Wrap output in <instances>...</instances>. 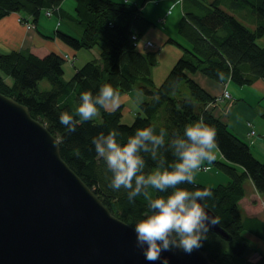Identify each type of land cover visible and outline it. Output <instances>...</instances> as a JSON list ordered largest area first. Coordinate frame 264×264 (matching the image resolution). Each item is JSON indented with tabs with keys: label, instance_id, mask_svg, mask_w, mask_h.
Here are the masks:
<instances>
[{
	"label": "trees",
	"instance_id": "obj_1",
	"mask_svg": "<svg viewBox=\"0 0 264 264\" xmlns=\"http://www.w3.org/2000/svg\"><path fill=\"white\" fill-rule=\"evenodd\" d=\"M63 1L0 0V20L17 13L21 24L33 27L42 11L55 13ZM149 1L74 0L75 16L64 12L62 15L73 21L80 35L57 30L54 37H43L56 38L74 52L97 48L100 61L86 62L66 81L63 54L51 52L39 57L21 50L3 53L0 54V93L25 106L32 118L45 125L58 140L62 160L112 215L129 226L128 221L143 214L146 202L136 198L135 203H130L127 190H112L108 186L111 174L95 153L91 137L99 131L117 128L119 139L126 141L136 128L150 124L156 131L166 128L170 137L186 123L203 117L217 130L221 158L211 164L229 179L224 184L208 186L214 193L208 199V209L220 217L219 226L230 235V240L209 232L199 249L215 264H264V252H259L255 260L249 258L256 250L247 238L251 235L264 242V219L247 216L261 208L258 193L264 194V160H258L249 145L207 109L215 98L192 79V75L200 73L216 83L230 81L248 86L264 78V47L256 43L264 36V0H182L183 16L177 33L185 45L170 41L183 53L159 87L149 77L148 58L153 54L140 51L139 44L134 45L131 39L135 32L139 40L151 24L142 10ZM222 7L244 17L252 29ZM42 80L48 82V90L39 89ZM138 82L142 83L140 90L147 99L139 103L131 124L120 123L122 105L112 111L101 109L91 122L78 123L75 132L69 133L59 123V113L75 107L79 91L95 92L102 84L110 83L125 95ZM182 83L187 89L186 96L180 88ZM261 118L264 121V112ZM162 158L168 163L174 156L165 149ZM145 159L146 170H150L154 161L147 154ZM246 179L256 191L248 197L244 191ZM184 186L191 189L206 185L195 181V185Z\"/></svg>",
	"mask_w": 264,
	"mask_h": 264
},
{
	"label": "water",
	"instance_id": "obj_2",
	"mask_svg": "<svg viewBox=\"0 0 264 264\" xmlns=\"http://www.w3.org/2000/svg\"><path fill=\"white\" fill-rule=\"evenodd\" d=\"M210 232L230 240L219 224ZM162 255L169 264H215L200 249ZM0 264H160L62 160L45 125L1 93Z\"/></svg>",
	"mask_w": 264,
	"mask_h": 264
},
{
	"label": "clouds",
	"instance_id": "obj_3",
	"mask_svg": "<svg viewBox=\"0 0 264 264\" xmlns=\"http://www.w3.org/2000/svg\"><path fill=\"white\" fill-rule=\"evenodd\" d=\"M78 95L75 107L58 116L69 133L77 130L78 123L98 117L101 109H115L121 102V93L110 83L95 92L81 90ZM119 136L117 128L99 131L91 137V145L111 174L108 186L127 190L130 203L136 198L146 202L143 214L127 222L144 258L169 264L163 252L180 248L190 254L201 248L211 226L220 224V217L208 210V199L214 193L208 186L190 189L184 185H195V174L205 162L216 159V128L200 117L170 137L166 128L156 131L153 124L136 128L126 141ZM165 149L172 152V162L165 163L162 158ZM145 154L154 161L150 170H146Z\"/></svg>",
	"mask_w": 264,
	"mask_h": 264
},
{
	"label": "crops",
	"instance_id": "obj_4",
	"mask_svg": "<svg viewBox=\"0 0 264 264\" xmlns=\"http://www.w3.org/2000/svg\"><path fill=\"white\" fill-rule=\"evenodd\" d=\"M181 2L182 0L159 1V4L156 6L157 8L160 7L158 10L159 15L166 16L167 13L170 12V9L174 11L177 5H179V9L176 11L178 15H181L182 17L183 10L181 9ZM64 3L65 1L60 4V8H58V10L55 12L58 14L60 20L63 17V12L71 16V14L63 9ZM18 19L19 15L17 13H11L0 20V54L14 50H21L30 52L39 57H43L48 53L54 52L57 54H68L76 58L77 52H74L70 48L66 47L58 39L43 37H54V34L57 30H62V32L78 37L80 35V32L78 28L73 26L74 24H71V27L69 26L67 29H62V22L60 20L57 21L56 19L54 21L38 19V22L35 24V26L33 25L32 28H27L26 26L21 24ZM179 43L183 44L184 42L181 41ZM182 53L183 51H181V54L177 51L174 52V54L179 57L182 55ZM192 79L215 99L220 97L224 88L229 92V99L225 100L224 102H214L208 105L207 109L211 111L215 117L226 124L228 129L233 134L246 142L249 145L253 155L258 160H260V158H263L264 121L261 118V114L264 112V79L259 78L248 86H238L230 81H227L225 83H216L200 73L192 75ZM136 97L140 98L141 96L138 95ZM120 105L124 106V102L121 101L119 106ZM105 110L112 111L114 109L109 107ZM251 130L254 131L253 135L249 134ZM216 154L218 158H221V155L218 151ZM222 180L225 179L222 178ZM252 188L253 192L251 194H255L256 191L253 185ZM261 197L262 196H260V198ZM262 199L264 200L263 197ZM260 210L264 211V204L261 205ZM261 211H259V213L257 212V214H264ZM245 213L247 214L246 211ZM247 216L264 219V215L262 217L257 215ZM247 238H249L250 241L254 243V245H257H255L256 248L264 249V244L260 243L262 241L256 239L251 235H247Z\"/></svg>",
	"mask_w": 264,
	"mask_h": 264
},
{
	"label": "rangeland",
	"instance_id": "obj_5",
	"mask_svg": "<svg viewBox=\"0 0 264 264\" xmlns=\"http://www.w3.org/2000/svg\"><path fill=\"white\" fill-rule=\"evenodd\" d=\"M64 1H65V3H64L63 9L74 17L75 16V14H74V9H75L74 0H64ZM124 1H127V0H124ZM159 1H161V0H151L143 6V8H142V10H144L143 13L145 14V16H147L146 18L151 22V24L146 28V31L144 32L143 36L139 40H137V38H136L137 33H135V32L132 34V37H131V39L134 42V45L139 44L138 49L140 51L150 52L153 54L154 63L152 65H150L149 77L153 81L155 87H159L161 85V83L167 77L170 70L172 69V67L174 66L176 61L178 60L179 56H176V54H174V52L177 51L181 54V51H182L181 48L176 43L170 41V39L173 41H176L178 43L181 41L183 42V40L179 37V35L177 33L178 25H179V22L182 18L181 15H178V13L176 11L179 9V5H177V7L174 11L170 9L169 10L170 12H168L166 16L165 15H159L158 10L160 7H158V8L156 7L159 4ZM207 1H211V0H207ZM185 3H187V2H185ZM180 5H181V9L183 10V8H182L183 1L181 2ZM222 9L227 11L228 13H233L231 10L229 11L227 8L222 7ZM149 13H150V15H149ZM233 14L235 16H237L236 18L243 25H245L247 27L251 26L248 23V21L246 19H244V17H241V16H239V14H236V13H233ZM56 19H57V21L60 20L57 13L54 14L53 12H50L49 17H48L45 15V11H42L40 18H39V20H54V21ZM18 21H19V19H18ZM60 21L62 22V27H61L62 29H67L69 26L71 27V24H73V21L67 19L66 17H62ZM249 28L252 29V27H249ZM60 31L62 32V30H60ZM66 34H68V33H66ZM68 35H71V34H68ZM133 36H134V38H133ZM146 42H149L151 44V46L145 47L144 45H146ZM256 43L259 46L264 47V36L261 38H258L256 40ZM183 44H185V43H183ZM76 52H77L76 58L71 56L73 63H72V61L70 62L67 60H65L63 63V70H64L63 78L66 81L71 79V77L73 76V74L75 72V69L82 67L86 62H90V61L99 62L100 61V53H99V50L97 48L80 49ZM262 79H264V78H262ZM6 80L8 82L10 81L9 78H7ZM140 85H142V83L138 82L132 88L131 91H129L127 94H125L123 96L121 95L122 97H120V100L122 102H124V106H123V110H122V116H121V120H120V123H122V124H131L133 122L135 116H136V113L138 112L139 103H141L142 101L147 99V97L144 95V93L140 90ZM38 86H39L40 90H48L49 89V84L46 80H42ZM180 88L182 89L184 95L186 96L187 95L186 86L182 83ZM224 90L227 91L225 88L223 89V91ZM228 94H229V92H228ZM138 95L141 97L137 98L136 96H138ZM220 97H221V95H220ZM220 99H222V98H220ZM220 99H218L217 101L215 99V102H224L225 100H227L226 98L223 100H220ZM258 135H260V134H258ZM216 158H218L217 154H216ZM262 160H264V157L260 158V161H262ZM206 163L207 162H205L204 163L205 165H203V166L207 167L208 169L206 171L199 170L195 174V181L196 182H198L202 185L215 187L216 185L224 184V183H226V181L229 180L228 177L223 172L218 171L215 167H213V165L211 163H208V164H206ZM222 178L225 180H222ZM244 191H245V195L247 197L250 196L251 193L253 192V188H252V185H251V182L249 181V179H246L244 182ZM258 196H262L264 198V194H262V193L261 194L258 193ZM262 197L260 198V204L261 205L264 204V200L262 199ZM259 211H261V210H259ZM259 211H257V212L259 213ZM257 212L252 213L251 215H257L260 217H262L264 215V214L258 215ZM261 212L264 213V211H261ZM260 243L264 244L262 242H260ZM251 244L255 248L254 250H256V252L255 251L252 252L249 255V258L251 260H255L258 256V253L264 252V249L256 248L255 247L256 244L254 245L253 242H251ZM259 248H261V247H259Z\"/></svg>",
	"mask_w": 264,
	"mask_h": 264
},
{
	"label": "built area",
	"instance_id": "obj_6",
	"mask_svg": "<svg viewBox=\"0 0 264 264\" xmlns=\"http://www.w3.org/2000/svg\"><path fill=\"white\" fill-rule=\"evenodd\" d=\"M49 14H50V11H49V12H48V11L45 12V15H46V16H49ZM133 38H134V36H133ZM144 46H145V47H147V46H151V44H150L149 42H146V45H144ZM63 58H64L65 60H67V61H70V62L72 61V58H71L70 56H68V55H64ZM220 98H222V99H220ZM225 98H226V99H229L230 96H229L228 92L224 90V91L222 92V94H221V97H219L218 99L223 100V99H225ZM218 99H217V100H218ZM249 126H250V124H249ZM249 134H250V135L254 134V131L251 130V131L249 132ZM207 169H208L207 167L202 166L200 170H202V171H206Z\"/></svg>",
	"mask_w": 264,
	"mask_h": 264
}]
</instances>
